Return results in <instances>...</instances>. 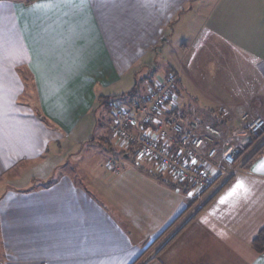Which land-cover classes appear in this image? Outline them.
I'll return each instance as SVG.
<instances>
[{
	"label": "crops",
	"instance_id": "0c3cea01",
	"mask_svg": "<svg viewBox=\"0 0 264 264\" xmlns=\"http://www.w3.org/2000/svg\"><path fill=\"white\" fill-rule=\"evenodd\" d=\"M79 5L80 0L29 5L0 0V178L21 161L40 162L28 176L36 186L18 177L0 182V226L11 248L26 246L21 248L25 264H135L174 221L175 230L179 227L185 200L174 193L173 208L166 211L161 202L153 204L152 186L172 193L149 177L156 172L146 167L127 170L126 177L135 175L130 184L119 181L121 172L105 171L113 170L112 164H95L96 179L89 184L69 175L50 181L59 164L45 152L54 137L77 132L81 142L86 140L96 123L85 117L100 100L117 86L124 90L131 78L135 86L153 53L172 45L175 31L196 25L197 39L183 46V58L177 51L171 73L230 115L226 133L235 131L244 115L264 118V0H86V6ZM13 48L15 62L7 54ZM22 66L25 80L17 71ZM26 93L31 99L20 104ZM201 119L215 125L212 115ZM253 147L239 159L228 186L202 196L203 226L216 252L213 264H264V254L251 244L264 227V153L247 162ZM143 223L151 227L144 229L149 235L135 241L131 229Z\"/></svg>",
	"mask_w": 264,
	"mask_h": 264
},
{
	"label": "rangeland",
	"instance_id": "374dc122",
	"mask_svg": "<svg viewBox=\"0 0 264 264\" xmlns=\"http://www.w3.org/2000/svg\"><path fill=\"white\" fill-rule=\"evenodd\" d=\"M197 28L198 25L183 30L180 29L177 32L175 31L174 37H172L174 43L172 45H165L162 49L159 48L153 53L152 61L150 62V65L142 70V75L138 78L135 90V81L131 78L126 86L127 89L125 87L123 90L122 88H124V86H117L113 90L114 93H112L111 89L104 99L106 100V104L98 105L96 111L90 115V118H86L84 115L85 121L91 120L94 127L96 123V128L85 138L86 140L81 142L79 140L81 135L78 137L77 132L74 136H69L67 139L54 137L45 152V154L51 155L52 161H58L56 164H59L58 168L53 173L52 178L49 179L50 181H56L63 175H69L76 181L80 180L84 185L88 180L89 184L90 180H93L94 178L96 179V172L95 169H93L95 164L102 165L104 168L107 165L112 164L114 167L113 170L109 171L108 169H105V171H108L111 174L113 173L114 176L121 172L118 174L121 177L119 181L122 182L126 178L125 182L127 181L130 184L129 179L134 181L135 175L126 177L125 174L127 170L129 168H136L139 170L141 167L144 169L146 167L152 168L156 172L149 173L148 176L155 179L158 184H161H159L161 187L170 190L172 193L170 194L163 189H158L152 186V191L149 194V189L145 188V192L149 194L148 196L151 198L153 204L157 205L161 202L163 204V211H166L167 209L170 210V208H173L174 204V193H178L175 194L177 199L179 198V200L182 201L185 200V206L188 207V205L191 204L188 208H184L185 212L182 215V218L180 217L181 219H178L179 221H182L179 227L175 230L174 224H176V221H174V224L162 235L160 234V239H158V241L146 253H144L135 264H200L203 262L213 264V255L216 256L215 250L210 247L208 238L211 233L208 232V230H205L203 226V222L207 220V216L202 213L203 209H200L203 205L201 204L203 202V197L196 196L197 189L195 187H189L190 195L183 194V188H186V186L174 187V184L172 183L175 182V178L169 171L163 169L160 170V168H157L153 162L141 160L138 154H133L132 152H130L126 158L122 152L129 150V148L120 142V138L116 136L113 131L115 105L118 100L123 99L125 102H130L141 99L143 95L146 94L147 86L150 81L157 82L158 79L161 80L165 75L171 73L173 70L171 66H175L174 58H176L177 51L179 58H183V46L190 47L191 43L197 39V32L199 31ZM173 29L174 25L170 26L167 31L168 37H171ZM162 44L163 43H161V45ZM174 50H176V52ZM9 53L11 55L8 56L12 58L13 62H15V49L13 48V51L11 52L7 51V54ZM17 58H20V51ZM17 68V71L20 73L18 75H21L22 79L25 80L27 68L24 66ZM23 83L25 86L28 85L27 81H23ZM176 92L178 98L170 108L174 110L177 107L176 112L178 116H183L186 120H193L201 117L207 118L212 115V124H215L213 126H216L222 133L227 132L226 129L229 126L230 115H223L221 109L217 105L212 104L209 97L206 95L203 96L199 93V89L197 90L195 85L187 80L181 79L176 84ZM129 94L132 95L129 96ZM220 95L223 96L222 94ZM31 97L32 94L26 93L24 98L19 99V103L29 102ZM231 109L238 117L241 116L233 108ZM224 116H227V118H224ZM2 120L7 121L5 114L3 115ZM10 120L11 119H9V121ZM183 121L186 122L185 120ZM27 129L28 128L21 129V131L23 132ZM79 129L82 133L81 127ZM235 129V131H231V134H245V131L243 132L241 130V127L237 122H235ZM262 134H264V132H262ZM2 137L5 139L6 136L3 135ZM262 138H264V136H261L260 139ZM253 148L254 147L251 149ZM39 164L40 162L38 160H31L25 163L21 161L11 171H7L4 174V178H0V182L5 183L8 182L7 179L18 177L24 182H30V185L36 186L37 180L28 176L34 174V171L38 170ZM153 165L154 168L152 167ZM157 173H161L162 179L156 177ZM22 186H27V184ZM163 216L164 215H162L161 218ZM143 225L144 226L138 228L132 227V238L135 241L146 238V236L149 235L145 234L144 229L151 227L149 224L143 223ZM1 233L2 227L0 226V264H25L21 257V255L24 254L25 249L21 248H26V246H24V244L17 245L15 243L16 246L11 248L10 243L12 242L7 241L3 233ZM176 233L177 235L174 237V234Z\"/></svg>",
	"mask_w": 264,
	"mask_h": 264
},
{
	"label": "built area",
	"instance_id": "2783aa9c",
	"mask_svg": "<svg viewBox=\"0 0 264 264\" xmlns=\"http://www.w3.org/2000/svg\"><path fill=\"white\" fill-rule=\"evenodd\" d=\"M177 79L172 73L150 81L141 99L118 101L113 131L141 160L151 161L173 174L176 181L195 187L199 197L212 195L236 173L246 146H259L254 138L264 132V118L244 115L240 127L245 134L229 135L201 118L184 122L168 116L178 98Z\"/></svg>",
	"mask_w": 264,
	"mask_h": 264
},
{
	"label": "trees",
	"instance_id": "16d2710c",
	"mask_svg": "<svg viewBox=\"0 0 264 264\" xmlns=\"http://www.w3.org/2000/svg\"><path fill=\"white\" fill-rule=\"evenodd\" d=\"M35 1H38V0H25V4H26V5H29V4H31V3L35 2ZM170 74H172V73H170ZM173 74L176 75L177 78H178V75H177L176 73L173 72ZM27 82H28V84H30L29 81H27ZM177 82H178V79H177ZM136 87H137V83H136V85H135V87H134V90H135ZM176 93H177V92H176ZM130 95H132V94H129V96H130ZM120 100L123 101V99H120ZM120 100H118V101H120ZM130 102H132V101H130ZM100 104H106V100L101 99V100H100ZM167 115H168V116L175 117V118H177L178 120H182V121L184 120L183 117L178 116V114L176 113L175 109L172 110V111H169V112L167 113ZM43 120L45 121L46 119L43 118ZM212 126H213V125H212ZM215 127H216V126H215ZM224 134H225V133H224ZM226 134H231V133H226ZM261 136H264V134H262V135L257 136V137L254 138L256 141H258L259 146L257 147V149H256V151L254 152V154L251 155L250 158H248L247 162H250L252 159H254L255 157H257L259 154L264 153V138L260 139ZM252 147H253V144H249V145L246 146V151H245V150H244V151L247 152V151L250 150ZM129 150H130V149H129ZM129 150L123 151L122 154H124V155H125V154H126V155H129L130 152H132V153L134 154L133 150H131V151H129ZM245 152H243V153H245ZM242 155H243V154H242ZM156 177L159 178V179H162V175H161V173H158V174L156 175ZM232 180H233V176L230 177V178L224 183V185H222V187L218 190V192H219L220 190H222L223 188H225L226 186H228V185L231 183ZM172 184H174V187H175V186H179V187H180V186H181V187H182V186H186V188H185V194H186V195H189V193H190V189H189V187H192V186H190V185H188V184H185V183L178 182V181H176V180H175V182L172 183ZM209 201H210V200H209ZM209 201H208V202H209ZM190 205H191V204H190ZM190 205H188V207H189ZM204 205H205V204H204ZM204 205H203L200 209H202V208L204 207ZM188 207H187V208H188ZM200 209H199V210H200ZM173 224H174V222L172 223V225H173ZM172 225H170L168 228H166L164 232H166V231H167ZM164 232H162L161 235H162ZM177 233H178V232H177ZM177 233L174 234V237L177 235ZM161 235L156 239L155 242H157L158 239H160ZM155 242H154V244H155ZM168 242H169V241H168ZM168 242H167V243H168ZM251 244H252V248H253V250H254L255 252H257V253H259V254H264V227L260 229V231L258 232V234L256 235V237L252 240V243H251Z\"/></svg>",
	"mask_w": 264,
	"mask_h": 264
},
{
	"label": "snow or ice",
	"instance_id": "6c2138e0",
	"mask_svg": "<svg viewBox=\"0 0 264 264\" xmlns=\"http://www.w3.org/2000/svg\"><path fill=\"white\" fill-rule=\"evenodd\" d=\"M79 6H86V0H80V5ZM236 187L237 188H243V184L242 183H238Z\"/></svg>",
	"mask_w": 264,
	"mask_h": 264
}]
</instances>
